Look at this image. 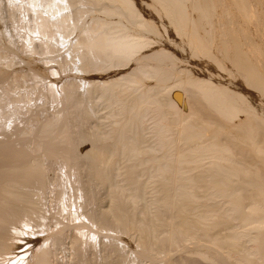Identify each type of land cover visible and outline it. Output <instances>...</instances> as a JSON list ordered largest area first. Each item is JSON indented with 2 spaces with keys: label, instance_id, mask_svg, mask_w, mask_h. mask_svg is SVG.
Masks as SVG:
<instances>
[{
  "label": "bare ground",
  "instance_id": "6f19581e",
  "mask_svg": "<svg viewBox=\"0 0 264 264\" xmlns=\"http://www.w3.org/2000/svg\"><path fill=\"white\" fill-rule=\"evenodd\" d=\"M18 7L52 47L0 16V264L22 221L26 264H264V0Z\"/></svg>",
  "mask_w": 264,
  "mask_h": 264
},
{
  "label": "rangeland",
  "instance_id": "374dc122",
  "mask_svg": "<svg viewBox=\"0 0 264 264\" xmlns=\"http://www.w3.org/2000/svg\"><path fill=\"white\" fill-rule=\"evenodd\" d=\"M19 5V0H0V16L2 15V24H3V26L6 28V31H8L9 33H11L12 35H13V33H14V37H16V39H17V36L20 38V35H21V38H23L22 40L21 39H19L18 38V40L20 41V42H22V43H20L19 41H16L15 40V38H14V40H15V42L18 44V42H19V46H21L22 48H21V51H22V53L23 54H29V53H33V54H37L36 56L39 58H41V57H47L48 56V54H49V50L51 49V47H52V45L50 44L51 43V41H50V39L48 38V35L46 34V32L44 33V32H41V31H39V29H38V27H37V29L34 27V25L32 26V23L30 24V22H29V15H28V12L26 11V10H23V9H21V8H19L18 7V5ZM14 5V6H13ZM17 6V7H16ZM19 9V13H18V18H17V21H18V19H19V17H20V19H19V21L18 22H16V20H14V18L15 17H13L12 16V10H9V9ZM10 11V12H9ZM26 12V13H25ZM9 13H10V15H9ZM24 13V14H23ZM23 14V15H22ZM26 15V16H25ZM9 18H11V19H9ZM22 18V19H21ZM13 19V22L15 23H12V20ZM16 19V18H15ZM0 21V22H1ZM10 22H11V24H10ZM27 22V23H26ZM16 23H19V24H17L18 25V27L20 28H16ZM1 24V25H2ZM12 24H13V26H12ZM23 24V25H22ZM0 25V26H1ZM15 26V27H14ZM30 26V27H29ZM2 27V26H1ZM4 27H2V28H4ZM14 27V28H13ZM3 30V32H4V30L5 29H2ZM16 30V31H15ZM27 30V31H26ZM5 31V34L6 33H8V32H6ZM19 31V32H18ZM21 31V32H20ZM24 31V32H23ZM13 32V33H12ZM9 33L7 34V35H9ZM21 33V34H20ZM4 34V37L5 38H7V39H9L10 38V36H8L7 37V35H5ZM33 37V38H31V37ZM3 37V38H4ZM12 37V36H11ZM3 38H2V40H3ZM35 38V39H34ZM39 38H41V39H39ZM48 38V39H47ZM71 38H73V39H71ZM70 38V40L69 39H67V40H65V41H62V42H60L59 43V46H58V51L60 52V54L61 55H69L70 54V48H71V43H73V40H74V37H71ZM7 39H4V41L5 40H7ZM43 39V40H42ZM11 41H9V40H7V42L6 43H8V41L10 42V44H15L14 42H13V37L10 39ZM45 40H46V42H45ZM72 40V41H71ZM48 41V42H47ZM4 42V43H5ZM50 42V43H49ZM24 43V44H23ZM31 43V44H30ZM50 44V45H49ZM16 45V44H15ZM23 45V46H22ZM25 45V46H24ZM31 45H41V50L40 49H37L36 51L34 50V48H28L27 46H31ZM49 45V46H48ZM43 47V48H42ZM45 47V48H44ZM48 48H49V50H48ZM34 50V51H33ZM38 51V52H37ZM48 51V53H46ZM21 65H23V64H21ZM74 65L75 66H73V71H74V73L75 72H77V69L75 68L76 67V63H74ZM75 75H77L78 76V79L80 80V83H82V85H86V81H84V79H83V77L81 76V75H79L78 73H76ZM80 77V78H79ZM82 78V79H81ZM29 131H33L34 132V130H29ZM30 132V133H31ZM33 132H32V134H30L29 132H27V133H29V135L28 134H25V135H22L21 137L19 136V137H17L14 141H13V145L14 146H19V147H24V145L25 144H27L26 146H29L30 147V149H31V146L33 147L32 149L33 150H30L33 154H35V149H34V146L33 145H31L30 146V144L31 143H29L28 141H30L29 139H31V137H32V141H30V142H32V143H34L35 142V140H33V138H34V134H33ZM26 135H27V138H26ZM19 141V142H18ZM34 141V142H33ZM24 144V145H22V143ZM29 143V145H28V143ZM16 143L18 144V145H16ZM25 146V147H26ZM19 147H17V148H19ZM28 148V147H27ZM27 148H25V150H27ZM28 150H29V148H28ZM29 151V153H31ZM35 151V152H34ZM28 153V152H27ZM33 154H31V156H33V157H35ZM38 154V153H37ZM37 154H35L36 156H37ZM31 156H30V154H29V157H28V159L29 158H31ZM32 157V158H33ZM50 183V182H49ZM47 184H48V182H47ZM46 184V185H47ZM48 186V188H47V191H46V200L44 199L43 201L45 202H43L44 204H46V205H50L51 203L50 202H52V196H53V190H52V188L50 187V185H47ZM46 186V187H47ZM52 187H53V185H51ZM46 201H47V203H46ZM50 201V202H49ZM48 202H49V204H48ZM19 229H20V231L18 232V234L19 235H17V237L19 238V242L17 241V243L16 244H18V245H16L15 247H14V249L15 248H17L19 245H20V247L21 248H19L18 247V250L17 249H15L14 250V252H13V255H14V253H16L17 255L14 257V260H15V264H26V260H27V258H28V256H29V252L27 251L28 249H31L33 246H34V244H35V242H36V239H37V235H40L42 232V230H41V228L40 227H38V226H33V225H31L29 222H26V221H22L21 222V224H20V226H19ZM17 238V239H18ZM24 238V239H23ZM22 241H21V240ZM25 240V241H24ZM31 241H33L32 243H31ZM24 242H25V244H24ZM29 242V243H28ZM21 243V244H20ZM23 243V244H22ZM27 243H28V245H27ZM31 243V244H30ZM28 248V249H27ZM22 251V252H21ZM62 253H59V254H57V256H56V258H55V260H56V262L54 261V264H60L61 262H62V259H64V257H62V256H65V253H63V251H61ZM20 253V254H19ZM61 254V255H60ZM64 254V255H63ZM61 257L60 259H58L59 257ZM58 259V260H57ZM60 260V261H59ZM25 261V262H24ZM19 262V263H18ZM60 262V263H59Z\"/></svg>",
  "mask_w": 264,
  "mask_h": 264
}]
</instances>
